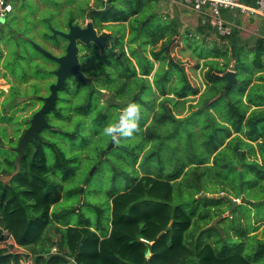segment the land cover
I'll use <instances>...</instances> for the list:
<instances>
[{
  "label": "trees",
  "instance_id": "16d2710c",
  "mask_svg": "<svg viewBox=\"0 0 264 264\" xmlns=\"http://www.w3.org/2000/svg\"><path fill=\"white\" fill-rule=\"evenodd\" d=\"M4 1L14 6V0ZM82 1L64 2L69 10L67 21L76 24L77 17L88 18L97 32L107 29L109 33H101L106 45L101 49L93 42H78L80 71L89 81L68 77L58 88L54 109L44 115L48 128L39 132L34 144L26 146L19 171L7 177L8 184L0 180V211L10 225L23 227L25 240L40 238L43 230L53 225L59 249L53 257L55 264H264V75L260 73L264 41L258 39L253 49H246L236 48L232 34L222 37L215 33L211 42L189 33L175 38L176 29L167 18L147 32L155 14L151 12L145 24L138 16L158 0H106L105 4L93 0L94 7H88L89 0ZM24 9L21 4L18 15ZM17 16L6 17L8 29H0V45L1 39L17 33ZM48 25L45 20L41 29L45 27L47 32L40 35L46 42L51 39ZM159 38L181 41L180 52L189 53L197 62L190 69L209 60L203 73L209 86L225 84L224 74L229 70L235 73L236 83L227 89L222 86L225 95L207 100L183 118L158 106L162 116L150 123L157 97L185 99L199 92L181 63L169 62L168 47L151 48L147 55L146 48ZM27 39L32 40L30 36ZM225 40L230 45L223 43ZM20 41L32 47L29 41ZM38 54L41 58L24 57L21 49L19 54L7 51L14 65L22 63L32 69L23 68L20 76L14 70L8 72V62L3 64L17 83L35 81L31 84L32 104H40L48 94L57 66ZM154 63L158 65L155 71ZM254 78L256 83H252ZM42 82L45 94L40 92ZM23 90L12 85L2 105L25 96ZM103 91L107 95L104 100ZM146 92L149 99L143 100ZM28 100L22 110L30 104ZM133 103L140 106L138 130L133 137H121L112 148H104V141L112 139L103 133L105 126L112 119L119 121L123 110ZM12 114L1 121L13 122ZM78 117L73 130L59 125ZM14 121L13 131L19 139L28 121ZM154 124L160 128L172 124L173 128L158 135L151 129ZM1 128L5 136L0 139L7 143L0 147V174L9 175L15 171L18 140L6 139L5 128ZM156 141L160 150L144 156ZM93 153L97 163L111 159L117 163L120 180L128 181L133 172L137 176L123 191L109 194L105 224L101 207L94 208L95 223L87 219L74 225L60 224V212H51V208L61 201L64 185L74 179L76 166ZM208 174L220 180L213 187L206 183L211 178ZM88 183L89 176L82 182L84 189ZM78 189H69L67 194H77ZM200 193L226 194L240 203L224 216L231 207L226 198L197 197ZM12 258L0 255V264H11Z\"/></svg>",
  "mask_w": 264,
  "mask_h": 264
},
{
  "label": "rangeland",
  "instance_id": "374dc122",
  "mask_svg": "<svg viewBox=\"0 0 264 264\" xmlns=\"http://www.w3.org/2000/svg\"><path fill=\"white\" fill-rule=\"evenodd\" d=\"M69 1L70 0H20V2H16L18 8L21 6V4L22 6L24 5L26 8L24 9L22 15H16V20H19V25L15 28L17 33L28 34L27 36H30L33 42L38 45H41L50 53L56 56L62 55L64 53L66 42L62 41L61 39H57L56 42V40L53 38H51L50 41L47 42L41 40L40 35H42L43 32H47L45 27H43V29H41V27L43 23H45V20H48L50 24L48 25V28L52 27L56 30L65 32L64 24L67 21L69 10L67 9V4L64 2L68 3ZM75 1L79 3L82 0ZM103 3H107L106 0H103ZM87 4L88 7H94L95 5L93 0H89ZM151 12H153L155 16L149 22V25L146 28L147 32L155 29L159 25H163L165 23L163 18H167L173 23V26L176 29V31L174 32L176 35L175 38L189 33L191 36L195 35V37H206L207 42L215 40L216 34L214 32L213 27L209 23V17L188 9L187 7H185L183 0H158L156 3H152L150 7H145L138 16V19H144L142 21V24L148 22ZM232 12L233 15L236 14V10ZM244 16L245 14L242 13H239L237 15V22L240 28H238V30H236L235 33L232 34V36L230 37H236V39H239L241 44H245L247 47H250L254 44V39L256 36L255 34L252 37L248 36L251 34L249 33V24L251 23H245L243 18ZM6 17H8V15ZM87 21H89L88 18L82 20L81 18L77 17V23L80 26L85 25ZM205 24L210 26V28L205 27ZM101 33H109V31L105 29L102 30ZM14 36L15 34L11 33L10 37H4L3 39H1L0 45V93L3 92L2 95L0 94V137L4 138L5 136L3 135L1 128L4 127L7 135L6 139H11L12 142L19 140L17 139V135H15V132L13 131L14 127L16 126V124H14L16 123V121L14 120L18 119L29 121L32 114L38 109L39 104L31 103L33 102L32 98L34 96V94L32 93L34 90V86L31 84H35L34 80H30L25 84H19L12 76H10L4 70L3 64L8 62V72L10 73L14 70L16 76L21 75L23 68L24 71H32L31 68L28 67L27 69L26 65L22 63L19 66L14 65L15 63H13V59L11 57L7 58V51L9 50L10 53L15 51L16 54H18L16 51L18 46H15L16 44H18L20 45L19 49H21L22 55L24 57L29 54L33 57L41 58V56L38 54L39 52L34 50L29 45L21 43V41L20 43H15L13 41ZM10 39L12 41H10ZM9 42L10 45L6 47L5 45H7ZM176 42L178 43V45H173V43ZM176 42L174 41V38L171 41L166 40L164 38H159L157 41H154L151 45L146 48L147 55L149 56L148 50L151 48L157 51L162 47H168L169 59L172 62L181 63L188 75L190 84L196 87L199 92L196 96H189L185 99H176L172 95H167L165 97H157V99L155 100V109L150 115V123H152L153 120L156 121L162 116V113H158V106H161L162 109L168 108L170 110V113L175 118H183L192 113L193 111H196L201 108L207 100L213 99L223 94L222 86L224 87L225 84H222L217 87H211L204 80L203 73L210 64V61L208 60L204 63L200 61L197 69H190V67H194L196 65V60L192 59L189 53L182 54L180 52L182 42L179 40H176ZM223 43H228V45H230L229 40H225L223 41ZM23 45L25 46L24 49ZM124 48L125 51H127L126 44H124ZM157 67V63H154L153 71H155ZM149 79L151 80V76L149 77ZM48 81L51 80H46V82ZM14 84H16L19 89H24L23 93L25 94V96H20L14 102H10L7 105L3 106L2 102L5 97V94H7L9 88ZM40 86L41 94H45L44 83H40ZM101 97L102 100L106 99V92L103 91ZM27 99H29L27 103L30 104H28V106L22 110V107L25 105L24 103ZM142 99L148 100L149 92H146ZM142 108L143 110H145L144 107ZM11 114L14 119L13 122L7 123L1 121L5 118H8L5 117L6 115L10 116ZM145 114L146 113H143V115ZM79 120L80 118L78 117L74 118V120H71V122L59 123V125L64 129L73 130L75 126L79 123ZM116 123L117 122L112 119V121H109L107 125H115ZM172 128V124H168L163 128H160L157 124H154V126L151 127L153 131L159 133L158 135H165ZM103 133L105 134L104 130ZM0 141V147L5 146L7 143V141L4 139H0ZM158 143L159 141L154 142L152 146L144 152L143 155L145 156L150 152L160 150L161 146H159ZM109 145L110 142L104 141V148H108ZM0 152H2V149L0 150ZM103 152L104 151H102L101 153ZM167 152L169 151L167 150ZM108 155L112 157L110 154ZM98 158H101V156ZM76 167L77 172L74 179L64 185L65 188L62 193L61 201L52 206L51 212H60V224L70 223L71 225H74L79 222V220L87 219L90 220L92 223H95L97 214L95 213L94 208L101 207L103 209V217L101 221L102 224H105L108 216L107 200L109 194L116 191H123L128 185L131 184L133 177H136L137 174L133 172L131 174L132 178L128 181L120 180L115 170V168L118 167V164L112 162V159L108 162L105 161L102 163H97L95 161V153H93L92 158L89 157L81 165L78 164ZM95 168L97 169L94 172ZM169 168L172 169L173 167L169 166ZM88 176L89 183L84 189L82 182L86 181ZM114 176L115 180H112ZM208 176L212 178L206 179V183L208 184V186L213 187L216 185V181H220L215 180L212 175L208 174ZM0 180L3 182L8 181L7 177L2 174H0ZM76 187H79L77 194H67V191L69 189H74ZM239 203L240 201H238V204ZM230 210L231 207L229 208L227 213ZM227 213H225L224 216H226ZM22 229L23 227L21 225H10L4 213L0 211V255L12 256L13 258L10 261L11 264H55L53 261V257L59 252V249L57 246L58 235L54 230V226H47L41 233L40 238L35 240H32L33 237H30L28 240H25V238L27 237L22 235Z\"/></svg>",
  "mask_w": 264,
  "mask_h": 264
},
{
  "label": "water",
  "instance_id": "95a60500",
  "mask_svg": "<svg viewBox=\"0 0 264 264\" xmlns=\"http://www.w3.org/2000/svg\"><path fill=\"white\" fill-rule=\"evenodd\" d=\"M4 16H0V22L4 21ZM49 31L51 33V38L56 39L57 36L60 39L66 41L65 51L62 55L56 56L46 49H44L41 45L36 44L32 40L30 41V45L34 50L39 52L45 58L54 61L57 66L54 70L55 81L48 86V94L45 97L41 98L40 107L32 114L31 118L28 121V126L23 130L22 134L19 137L17 145L15 147V151L17 152V156L14 160L15 171L11 174L5 175L6 177H10L19 171V162L24 155L26 146L29 143L34 144L35 139H38L39 132L48 128V123L44 117V115L54 109V103L57 97V90L62 85L64 80L68 77L74 78L76 81H89L88 78H84L82 72L80 71V65L78 61L79 57V44L80 43H89L93 42L98 45L101 49L106 45V36L98 35L95 29L92 26L91 21H87L84 26L72 24L71 21L67 22V31H59L52 27H49ZM20 35L17 34L16 37ZM18 51V50H17ZM169 62H172L169 59ZM225 78V86L224 88H229L232 84L236 83L235 73L233 71H227L224 74ZM225 95V91L223 90V94L217 96ZM121 119V115L119 120ZM114 146V141L111 139L110 145L108 149ZM9 181L3 182V184H8ZM197 197H207V198H226L231 203V210L238 204V201L232 199L226 194H217V195H208L206 193H200ZM231 210L227 213L230 215Z\"/></svg>",
  "mask_w": 264,
  "mask_h": 264
},
{
  "label": "built area",
  "instance_id": "2783aa9c",
  "mask_svg": "<svg viewBox=\"0 0 264 264\" xmlns=\"http://www.w3.org/2000/svg\"><path fill=\"white\" fill-rule=\"evenodd\" d=\"M185 6L199 14L209 17V23L219 36H230L233 32V24L221 17L222 9L238 10L249 16H259L264 19V0H257L255 7H247L241 0H183ZM11 5L0 0V16L9 13Z\"/></svg>",
  "mask_w": 264,
  "mask_h": 264
},
{
  "label": "crops",
  "instance_id": "0c3cea01",
  "mask_svg": "<svg viewBox=\"0 0 264 264\" xmlns=\"http://www.w3.org/2000/svg\"><path fill=\"white\" fill-rule=\"evenodd\" d=\"M256 1L257 0H241L242 4H244L247 7H255ZM185 7H187V6H185ZM188 9H190V8H188ZM232 11H234V10L222 9L221 10V17L225 21L233 24L234 28H233L232 34H234L235 31L238 30V28H240L238 25V22H237V19H238L237 15L240 12L238 10H236V14L233 15ZM243 18H244L245 23H247V24L251 23V24H249V33H251L252 35L250 34L248 36L252 37L255 34L256 37L254 39V44L250 47H247L245 44L244 45L241 44L239 39L235 38V45H236V48L245 47L246 49H253V47H254V45L258 39L264 41V19L262 17H259V16H249V15H245ZM243 30H245V29H243ZM260 73H261V75H264V56H263V68L261 69ZM257 75H259V74H257ZM252 83H256L255 78H254Z\"/></svg>",
  "mask_w": 264,
  "mask_h": 264
},
{
  "label": "clouds",
  "instance_id": "9594fccd",
  "mask_svg": "<svg viewBox=\"0 0 264 264\" xmlns=\"http://www.w3.org/2000/svg\"><path fill=\"white\" fill-rule=\"evenodd\" d=\"M123 111L124 115L115 125L109 124L104 129L105 134L117 143L121 137H133L138 130L140 106L134 103L129 104Z\"/></svg>",
  "mask_w": 264,
  "mask_h": 264
},
{
  "label": "flooded vegetation",
  "instance_id": "af4514ba",
  "mask_svg": "<svg viewBox=\"0 0 264 264\" xmlns=\"http://www.w3.org/2000/svg\"><path fill=\"white\" fill-rule=\"evenodd\" d=\"M16 2H19L18 0H14V6H11V9H10V12L9 13H5L4 15V21L3 22H0V29L3 31V32H6V30L8 29V26H7V24L5 23V19H6V16L8 15H10L9 16V18H8V20L13 16H16L17 14H19V12H17V10H18V6H17V3ZM68 22V21H67ZM76 25H78V23H76ZM82 26H84V25H82ZM60 31V30H59ZM67 31V23H66V25H65V32ZM96 31V30H95ZM9 32V31H8ZM64 32V31H63ZM96 33L98 34V35H101V33H99V32H97L96 31ZM18 33H16L15 34V36L13 37V41L15 42V43H19V39L20 38H22L23 40H27V41H29L30 42V40H28L27 39V36H25V35H22V34H19L20 36L19 37H16V35H17ZM48 37H51V33H49V35H48ZM57 39H60L58 36H57V38L55 39V40H57ZM62 41H64V42H66L65 40H63V39H61ZM15 46H18L17 47V49H16V51H17V53L19 54L20 53V49H19V46L20 45H18V44H16ZM79 47H80V45H79ZM64 51H65V49H64ZM44 97V96H43ZM40 105H41V103L38 105V108L40 107Z\"/></svg>",
  "mask_w": 264,
  "mask_h": 264
}]
</instances>
